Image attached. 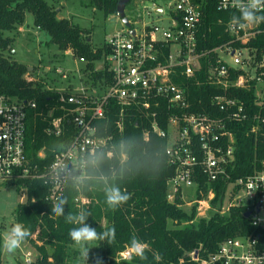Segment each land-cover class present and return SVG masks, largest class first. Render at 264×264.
I'll list each match as a JSON object with an SVG mask.
<instances>
[{
    "label": "built area",
    "instance_id": "1",
    "mask_svg": "<svg viewBox=\"0 0 264 264\" xmlns=\"http://www.w3.org/2000/svg\"><path fill=\"white\" fill-rule=\"evenodd\" d=\"M131 1L136 5L132 17L125 12L130 27L122 22L123 28L104 43L108 52L102 68L106 63L109 81L102 78L96 85L87 86L80 82L76 91L59 92L56 106L47 113L38 112L34 99L0 93V182L46 176L48 199L54 204L69 184L78 188L87 179V163L96 151L112 146V136L98 135V122L106 119L111 105L119 108V130L123 129L125 111L134 108L148 122L145 139L152 132L165 141L164 155L174 168L167 182L168 201L175 202L179 197L185 202V187H196V195L198 191L202 193L198 181L202 177L207 184H227L224 199H228V204H223L221 213L237 206L243 207L244 213L250 212L246 218L253 230L249 234L225 239L207 259H200L198 252L192 255L193 259L201 264H264V167L234 177L237 146L232 130V124L243 122L250 115L245 102L232 94L236 88H254L256 112L251 132L264 126V38H260L264 34L263 23L242 30L230 19L225 23L227 40L206 48L201 43L206 39V34H201L205 0H130L126 6ZM216 6L220 11L238 13L233 0H218ZM162 16H166L164 28L154 24ZM58 73L62 74L60 70ZM62 77L66 79L67 75ZM180 78L198 86L207 83L219 90L208 109L193 108L191 85L177 83ZM57 109L60 114L53 117ZM214 111L219 115H214ZM36 114L48 122L44 129L48 135L60 136L68 127L73 129L45 173L32 166L26 155L27 129L30 117ZM162 115H166L164 119ZM112 154L110 149L107 156ZM39 157H44L43 150ZM25 191L23 187L22 192ZM214 197V189L209 188L207 198L195 197L189 203L197 204V209L205 213L212 206L205 208L204 204L211 205ZM75 202L84 205L90 201L78 195ZM120 256L126 259L127 250ZM30 257L31 253L25 255L26 263H30Z\"/></svg>",
    "mask_w": 264,
    "mask_h": 264
},
{
    "label": "trees",
    "instance_id": "2",
    "mask_svg": "<svg viewBox=\"0 0 264 264\" xmlns=\"http://www.w3.org/2000/svg\"><path fill=\"white\" fill-rule=\"evenodd\" d=\"M55 1L0 0V93L21 99H34L39 106L38 112L44 110L45 113L56 106L59 92L45 89L41 84L26 79L28 66L11 58L14 38L5 35L6 31H13L23 24L26 13L33 14L35 26L44 30L61 50H70L75 57L86 61L87 82L96 84L102 78L107 81L110 79L106 63L100 70L94 67V62L101 56L104 61L108 52L105 46L93 49L77 25L69 19L58 18V8L53 5ZM119 1L88 0L90 5L102 10L106 16L117 14ZM217 1L203 2L204 24L201 34H206V39L201 43L206 48L227 40L225 23L234 14H239L218 10ZM260 38L263 39L264 34ZM254 44L261 46L257 41ZM5 51L9 52V56L4 54ZM177 83H190L191 101L197 111L208 109L212 96L219 92L207 83L198 86L185 78H180ZM232 94L245 102L250 114L243 122L232 124L237 146L233 173L234 177H241L264 167V126L251 132L255 124L253 114L256 112L254 88H236ZM213 113L218 114L216 111ZM59 114L57 109L53 117ZM165 116L162 115L163 119ZM118 120L119 108L115 104L111 105L106 119L98 122V135L112 136V146L109 144L96 151L87 163V179L78 188L74 183L69 184L63 195L68 199L66 214H76L84 209L91 213L86 223L97 232L115 227L114 240L110 243L108 240L97 241L98 254L92 264H97V261L99 264H201L193 259V254L198 252L200 259H207L216 253L219 244L225 239L249 234L253 230L249 219L244 216L243 207H232L226 213L219 211L225 203L227 184L224 182L207 184L202 177L198 179L199 189H202V193L197 192L198 200L208 197L209 188L215 191V197L211 200L212 213L208 217L195 221L197 204L185 210L180 206L183 202L179 197L175 202L168 201L167 182L174 174V168L164 155L165 141L152 132L145 139L148 122L134 108L125 111L122 130L117 127ZM47 126L48 122L36 114L30 117L26 135V155L30 164L37 167L40 173L47 171L55 152L68 142L73 130L70 126L65 134L53 136L44 132ZM162 126L166 127L164 123ZM110 149L113 151L111 157L107 156ZM41 150L44 151V157H39ZM111 184H119L122 191L130 194L129 200L116 209L105 203L102 191L106 185ZM5 185L15 186L21 192L23 187L26 189V201L18 204L14 219L31 231L29 239L39 253L29 264H68L74 259L76 252L72 247L76 244L71 241L68 233L77 225L68 224L63 217L51 213L53 203L48 199L47 177L19 179ZM78 195L87 197L90 202L77 204L75 198ZM34 234H37L35 238L32 237ZM133 236L147 245V260L142 261L138 257L131 260L121 258L120 253L127 250ZM153 253H158L161 259L157 260ZM1 255L0 232V258Z\"/></svg>",
    "mask_w": 264,
    "mask_h": 264
},
{
    "label": "rangeland",
    "instance_id": "3",
    "mask_svg": "<svg viewBox=\"0 0 264 264\" xmlns=\"http://www.w3.org/2000/svg\"><path fill=\"white\" fill-rule=\"evenodd\" d=\"M53 5L58 8V18L69 19L73 24L77 25L82 30L83 36L87 38L95 50L101 49L106 39L123 28L122 20L117 14L106 16L102 10L90 5L88 0H57ZM135 8L136 5L131 1L126 6V14L131 15ZM154 19L158 20L157 18ZM165 19L166 16H162L158 23L153 22L164 28L166 26ZM145 20L150 21V18H145ZM5 35L14 38L11 58L31 68L25 75L27 80L41 84L45 89L58 92L71 89L76 91L80 88L81 83L83 85H96L87 82L85 79L87 76L86 61L75 57L72 51L61 50L54 44L44 30L35 26L33 14L26 13L23 24L13 31H6ZM4 54L9 56L8 51H5ZM101 58L102 56L94 62L95 69L99 70L102 68L103 59ZM58 70L62 74L67 75V78L63 79L62 74L58 73ZM195 197L196 187L184 188L183 198L185 202H183L182 206L185 210L192 208L194 203L189 202L194 200ZM25 201L26 192L18 191L15 186H8L0 182V232L2 236L16 223L14 211L20 202ZM225 204H228L227 198L225 199ZM204 206L206 208V206L211 205L204 204ZM211 213L210 210L204 213L196 209L195 221L198 218L210 216ZM170 225L172 226V224ZM35 235L32 237H36ZM86 247L89 249L87 261L81 256L80 246L74 245L72 248L76 252L75 258L71 259L68 264H92L93 259L98 254L97 241L89 243ZM48 251L52 252V249L48 248ZM28 253H31L30 263L39 255L29 238L26 239L19 249L11 254L7 253L3 248L2 242L0 264H29L25 262V255Z\"/></svg>",
    "mask_w": 264,
    "mask_h": 264
},
{
    "label": "clouds",
    "instance_id": "4",
    "mask_svg": "<svg viewBox=\"0 0 264 264\" xmlns=\"http://www.w3.org/2000/svg\"><path fill=\"white\" fill-rule=\"evenodd\" d=\"M233 7L237 9L238 15L231 17L230 23L239 29H247L250 26L264 23V0H233ZM105 203L112 209H116L126 203L130 194L122 191L119 184L106 185L103 189ZM68 199L63 197L55 202L51 207V213L56 217H63L68 224L77 225L69 230V237L74 244L80 246L81 256L85 261L88 260L89 249L86 247L93 241L108 240L109 243L115 239V227L103 232L97 230L86 223L90 212L81 209L78 213L65 212ZM31 236V231L22 223H14L2 236L3 248L7 253H14L19 249L27 238ZM147 245L133 236L127 248L126 259L131 260L138 257L140 260H147ZM157 260L161 257L158 253H153ZM99 264V261H97Z\"/></svg>",
    "mask_w": 264,
    "mask_h": 264
},
{
    "label": "water",
    "instance_id": "5",
    "mask_svg": "<svg viewBox=\"0 0 264 264\" xmlns=\"http://www.w3.org/2000/svg\"><path fill=\"white\" fill-rule=\"evenodd\" d=\"M130 0H120L117 5V15L121 18L122 22L126 27H130V23L128 18L125 15V6ZM133 33V31H132ZM31 70L30 67H28V71ZM250 212H246L244 214L245 217H248Z\"/></svg>",
    "mask_w": 264,
    "mask_h": 264
}]
</instances>
